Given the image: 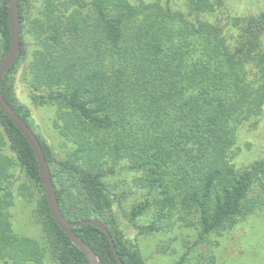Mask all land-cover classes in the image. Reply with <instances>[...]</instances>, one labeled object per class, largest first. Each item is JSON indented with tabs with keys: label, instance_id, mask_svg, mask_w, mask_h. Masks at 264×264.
Wrapping results in <instances>:
<instances>
[{
	"label": "trees",
	"instance_id": "trees-1",
	"mask_svg": "<svg viewBox=\"0 0 264 264\" xmlns=\"http://www.w3.org/2000/svg\"><path fill=\"white\" fill-rule=\"evenodd\" d=\"M8 1L0 0V62L10 47ZM63 5L73 8L68 16L46 0L44 19L29 29L41 49L27 62L24 31L31 2L19 1L21 52L0 89L37 135L64 217L73 223L101 221L124 263L145 264L103 181L100 168L113 159L142 170L137 181L154 195L153 204L131 211L136 218L154 208L155 221L141 232L189 224L195 213L203 239L264 211V158L243 168L233 162L241 150L240 128L264 109V12L236 18L238 34L230 39L217 24L191 18L217 11L224 0H189V14L160 2L64 0ZM24 67L32 104L58 106L55 126L77 145L71 156L59 157L36 133L30 110L19 101L15 77ZM14 167L42 193L34 220L43 247L13 232ZM0 193V259L43 264L50 256L57 264H89L55 223L34 150L1 109ZM73 231L103 264H120L102 229L82 225ZM208 264H215L214 256Z\"/></svg>",
	"mask_w": 264,
	"mask_h": 264
},
{
	"label": "rangeland",
	"instance_id": "rangeland-1",
	"mask_svg": "<svg viewBox=\"0 0 264 264\" xmlns=\"http://www.w3.org/2000/svg\"><path fill=\"white\" fill-rule=\"evenodd\" d=\"M58 9L69 15L63 5L64 0H54ZM90 2L92 0H84ZM131 4L140 2H160L173 11L189 14V0H128ZM31 11L24 31L27 62L33 60L35 52L41 49V41L36 40L29 29L36 25L35 21L44 19L42 13L46 0H30ZM264 12V0H224V5L213 13L193 14L201 19L217 24L230 39L237 36L238 28L234 26L236 18L257 15ZM264 44V35L262 37ZM25 67L21 68L15 77V89L19 101L32 114V122L36 133L47 140L49 145L61 158L71 156L77 145L61 136L55 123L58 121V106H34L29 97L25 82ZM61 123V122H60ZM240 153L233 162L238 168L248 167L264 158V109L259 118L245 122L239 130L238 142ZM4 153L10 157L13 154L6 147ZM103 181L115 197V212L127 237L138 246L145 264H208L210 257H215V264H264V211H259L245 221L239 222L231 230L211 233L200 239L198 216L193 214L189 224L176 225L172 228H160L152 232H141V228L150 226L155 221L154 208L142 215L131 218V211L142 203H154L153 193L143 188L137 181L142 170L133 169L125 160L113 159L100 168ZM10 191L13 195L12 206L9 208L13 232L21 237L37 241L41 247L45 245L40 227L34 220V209L42 193L20 171L14 167L10 171ZM30 196L31 202H26L22 194ZM1 195V193H0ZM13 261L0 259V264ZM26 264H39L29 261ZM43 264H57L50 256Z\"/></svg>",
	"mask_w": 264,
	"mask_h": 264
},
{
	"label": "water",
	"instance_id": "water-1",
	"mask_svg": "<svg viewBox=\"0 0 264 264\" xmlns=\"http://www.w3.org/2000/svg\"><path fill=\"white\" fill-rule=\"evenodd\" d=\"M20 0L8 1V18L11 32L10 47L5 57L0 62V87L4 74L13 66L21 52V12L19 6ZM0 109L9 117L16 127L26 137L37 157L40 177L45 188V195L50 207V211L55 223L61 228L66 236L81 249L88 260L89 264H103L97 254L73 231L74 227L82 225H95L103 230L109 236V231L105 225L97 219L83 220L76 223L68 221L61 212L56 190L53 184L51 170L46 159L42 145L31 127L15 112L13 107L6 101L0 89ZM110 238V236H109ZM113 252L120 264H126L120 258L113 240L110 238Z\"/></svg>",
	"mask_w": 264,
	"mask_h": 264
}]
</instances>
